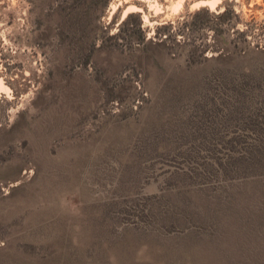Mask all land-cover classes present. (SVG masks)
Returning a JSON list of instances; mask_svg holds the SVG:
<instances>
[{"label": "rangeland", "instance_id": "obj_1", "mask_svg": "<svg viewBox=\"0 0 264 264\" xmlns=\"http://www.w3.org/2000/svg\"><path fill=\"white\" fill-rule=\"evenodd\" d=\"M199 13L177 45L110 37ZM253 20L264 0H0V264H264V178L200 186L264 143Z\"/></svg>", "mask_w": 264, "mask_h": 264}, {"label": "trees", "instance_id": "obj_2", "mask_svg": "<svg viewBox=\"0 0 264 264\" xmlns=\"http://www.w3.org/2000/svg\"><path fill=\"white\" fill-rule=\"evenodd\" d=\"M201 14H197L194 17V20L191 23L183 24V26L175 32H172L174 27L172 24H164L161 27L157 28L155 33V37L153 41L150 39L147 40V36L145 32L141 29V24L138 27L140 31L138 33H134L131 31H124L120 28L116 34L111 35L117 43L120 42H127L128 44H134L138 42V44H143V51L149 52L148 45L150 43H159L161 45H166L167 43L173 42V44L177 45V43H181L177 41L179 36L184 37L185 35L188 36L187 32H190L192 27H196L197 25L203 24L202 21H198ZM134 15H129L127 19L122 23L124 26H129L131 19ZM212 17L218 20L219 24L222 26H227L231 24L238 25L241 22V17L239 14L224 10L222 13L214 14ZM243 24V23H241ZM217 32L222 33L217 29ZM239 36L242 38V45L238 48L239 52L246 53L250 51L251 44L249 42V37L251 39L260 40L264 43V25H259L254 20L250 21L249 23L244 24V29L239 31ZM260 38V39H258ZM244 39V40H243ZM253 44V43H252ZM241 54V53H240ZM232 88L229 90H225L226 96H233V97H250L254 94V90L248 86L245 81L240 82L239 84H234L232 82ZM252 121V119H250ZM264 123V121H263ZM263 123L255 124L257 130L263 131L262 134L259 132L257 135L259 137H264V125ZM226 156L228 158L229 163L224 166L221 164L220 166H224L223 170L225 173V181L219 179H211L210 182L203 178L201 181L203 182L200 186H209L210 184H215L214 186H221L223 183H241L242 181L251 178V179H258L264 178V143L258 144L251 147H244L240 148L238 151H234L233 149H226ZM237 153L238 159L234 160L236 162H232L233 156ZM212 169V168H211Z\"/></svg>", "mask_w": 264, "mask_h": 264}, {"label": "bare ground", "instance_id": "obj_3", "mask_svg": "<svg viewBox=\"0 0 264 264\" xmlns=\"http://www.w3.org/2000/svg\"><path fill=\"white\" fill-rule=\"evenodd\" d=\"M176 6H177V5H176ZM129 7H130V8H133V6H129ZM128 9H129V8H128ZM176 9H177V8H176ZM132 10H133V9H132ZM132 10H131V11H132Z\"/></svg>", "mask_w": 264, "mask_h": 264}]
</instances>
